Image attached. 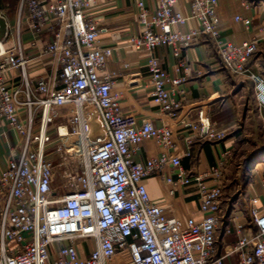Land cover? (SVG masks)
<instances>
[{"label": "built area", "instance_id": "2783aa9c", "mask_svg": "<svg viewBox=\"0 0 264 264\" xmlns=\"http://www.w3.org/2000/svg\"><path fill=\"white\" fill-rule=\"evenodd\" d=\"M98 1L18 0L12 28L0 13L6 22L0 40V140L9 146L0 169V264H225L230 254L236 264H264V201L253 194L248 196L253 232L239 234L238 229L230 250L214 257L224 216L222 177L231 149L203 171L188 174L181 157L168 154L174 147L170 126L149 118L136 125L122 114L114 75L103 73L114 46L100 43L107 27L88 14ZM189 1L186 13L175 8L177 0H158L153 7L133 0L141 29L130 44L147 54L153 103L160 112L173 114L181 105L178 93L185 79L162 68L155 48L172 47L177 55L205 37L213 41L223 68L252 81L262 114L264 73L253 72L248 63L264 45V23L234 44L222 35L219 0ZM191 19L197 22L194 28H175ZM240 20L245 28L251 26L250 18ZM24 29L31 47H37L45 30L52 31L41 52L59 64L56 83L46 76L28 77ZM11 34L14 45L5 49L2 41ZM178 66L186 69L185 61L180 59ZM15 69L19 74L10 83L6 75ZM187 126V145L225 136L212 128L208 108H200ZM146 138L162 151L141 162L134 152ZM168 165L170 174H164ZM60 167L69 181L55 187ZM151 174L174 187H194L200 216L168 215L166 206L149 195L145 179ZM259 186L264 197V177ZM234 212L228 214L231 221Z\"/></svg>", "mask_w": 264, "mask_h": 264}, {"label": "crops", "instance_id": "0c3cea01", "mask_svg": "<svg viewBox=\"0 0 264 264\" xmlns=\"http://www.w3.org/2000/svg\"><path fill=\"white\" fill-rule=\"evenodd\" d=\"M157 1L146 0L150 7L155 6ZM17 2L18 0H0V13L11 28L16 19ZM175 8L189 13L190 1L177 0ZM216 13L220 20L223 37L234 44H240L246 38L256 34L257 28L264 23V0H219ZM88 14L100 26L107 27V32L100 35V43L114 46L113 54L103 73L114 75V87L121 92L120 105L125 117L136 125H139L144 118H149L155 125L170 126L173 131L174 147L168 150V154L180 156L188 174L203 171L207 166L214 164L225 150L232 149L234 134L229 131L234 129L237 123L238 100L244 87L237 82V77L221 66L213 41L200 37L189 47L180 48L177 55L172 47L157 46L155 48L154 53L162 68L171 75L185 78L178 93L181 105L169 115L160 112L151 99L152 84L146 68L147 54L136 51L130 44V37L139 34L141 29L133 0H100L88 9ZM241 18H250L251 26L245 28ZM196 25L197 22L191 19L186 24L175 28L188 31ZM51 34V30H45L37 41V47H31L29 31L27 29L22 31L21 45L27 59V74L31 80L46 76L51 84L57 82L60 68L56 58L41 52V48L50 41ZM2 45L5 49L12 47L14 35L11 34L5 38ZM258 53L260 49L250 58L248 65L253 72L262 74L264 63L262 56ZM180 59L185 61L186 69L178 66ZM19 71V69L11 70L7 73L6 79L13 83ZM250 82L252 83L251 80ZM200 108H208L212 128L217 132L223 131L225 136L219 140L194 139L190 145H187L185 139L190 135L187 123L197 118ZM8 150V144L0 140V169L5 167L9 157ZM188 150L190 155L186 156L185 153ZM161 151L162 148L155 140L146 138L139 143L134 152V159L144 162ZM170 171L171 166L168 165L164 174H170ZM145 184L150 197L166 206L168 215L179 218L200 216L194 187L179 185L174 187L156 174L146 177ZM172 189H174L173 193L170 192ZM248 191V195L259 196L260 200L264 201L259 185L252 186ZM243 218L244 216L237 219L234 217L233 222L236 219L242 223ZM238 221H235L237 225ZM226 230H224V240L230 233L229 229L228 233ZM232 244L228 242L224 245L216 244L217 250L214 257L228 252ZM224 262L236 264V256L230 254Z\"/></svg>", "mask_w": 264, "mask_h": 264}, {"label": "rangeland", "instance_id": "374dc122", "mask_svg": "<svg viewBox=\"0 0 264 264\" xmlns=\"http://www.w3.org/2000/svg\"><path fill=\"white\" fill-rule=\"evenodd\" d=\"M257 54V52H256ZM259 55L264 63V46L260 48ZM237 82L244 87L239 103L238 120L235 128L230 130L234 138L231 157L222 177L223 195L221 200L222 224L217 232V243H234L237 239L238 229L241 233L249 234L254 230V222L249 213L248 189L259 185V180L264 177V114H261L254 97L253 84L248 78H238ZM227 137V136H226ZM63 168H59L54 177V186L69 181L62 175ZM234 209V217L244 216L242 223L231 221L228 218ZM239 226V227H238ZM230 233L223 239L224 230ZM79 242L84 241L80 240ZM217 250V246H216Z\"/></svg>", "mask_w": 264, "mask_h": 264}, {"label": "water", "instance_id": "95a60500", "mask_svg": "<svg viewBox=\"0 0 264 264\" xmlns=\"http://www.w3.org/2000/svg\"><path fill=\"white\" fill-rule=\"evenodd\" d=\"M6 30V22L4 18L0 17V40H2Z\"/></svg>", "mask_w": 264, "mask_h": 264}]
</instances>
